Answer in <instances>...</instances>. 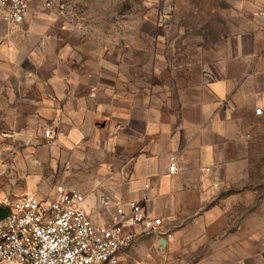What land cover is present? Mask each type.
Masks as SVG:
<instances>
[{
    "label": "crops",
    "instance_id": "0c3cea01",
    "mask_svg": "<svg viewBox=\"0 0 264 264\" xmlns=\"http://www.w3.org/2000/svg\"><path fill=\"white\" fill-rule=\"evenodd\" d=\"M211 3L220 19L211 26L209 41L199 45L203 54L199 98L194 103L184 99L175 113L168 109L169 98L164 94L161 111L155 109L153 93H138L137 78L125 76L115 64L112 77L101 75L107 67L84 61V45L65 42L55 21L46 28L40 23L42 15L30 17V13L22 25L7 27L0 8V169L17 180L25 173L9 171L6 165H20L32 149L40 159L38 165L45 167L26 188L14 193H53L62 183L54 185L52 176L60 169L63 174L67 163L89 155L100 142L101 155L113 152L129 158L114 170L107 169L104 193L114 200H127L137 197L148 183V207L165 218L164 208L175 207L176 200L180 208H187L191 191L198 192L194 197L199 201L207 183L222 180L200 168L231 164L235 158L227 159V150L235 154L241 150L245 163L253 149L260 154L264 149V0ZM257 107L261 115L255 114ZM42 127L62 131L63 136L47 138ZM155 129H159L157 138ZM173 133L183 141L181 146L171 142ZM171 160L178 174L167 173ZM257 197L254 202L245 188L226 198L231 213L240 200L243 218L216 222L218 229L224 228V236L215 238L216 248L205 254L203 262L246 264L254 259L264 264V222L249 221L248 208L255 203L264 208V194ZM96 200L85 196L84 206L89 209ZM183 234L180 230L179 238ZM172 246L168 239L160 249Z\"/></svg>",
    "mask_w": 264,
    "mask_h": 264
},
{
    "label": "rangeland",
    "instance_id": "374dc122",
    "mask_svg": "<svg viewBox=\"0 0 264 264\" xmlns=\"http://www.w3.org/2000/svg\"><path fill=\"white\" fill-rule=\"evenodd\" d=\"M49 1L28 0L30 17L42 15L44 21L40 23L46 28L55 21L54 27L62 31L60 35L65 42L84 45V61H90L93 66L101 62V68L102 65L107 67L105 71L101 69V75L105 73L106 77H112L115 64L125 76L137 78L138 93H153L155 109L160 111L163 94L169 98L171 113L176 112L184 99L186 103H194V99L199 98L203 59L199 45L209 41L211 26H216L220 19L213 11L216 6L211 0H52L63 3L62 12L48 7ZM125 86L130 88L127 81ZM154 119L158 116L155 115ZM158 132L159 129H155V138ZM170 140L179 146L183 143L174 133ZM100 149L101 143L97 142L89 155L77 157L74 164L67 163L63 174L58 167L60 170L50 181L54 185L62 183L76 187L91 201L98 198L101 191H107L104 178L107 169L114 170L119 163L129 159L112 151L109 156L101 155ZM79 150L84 152L82 148ZM235 151L236 154L234 150H227L230 155L227 159L235 158L231 164L222 163L211 170L209 167L199 169L222 178L207 183L199 201L194 197L198 192L191 191L187 208H180L177 200L175 207L164 208L165 236L172 240V248L161 250L159 238L146 235L124 252L120 264H226L224 260H201L216 248L215 238L224 236V228L218 229L216 222L224 223L231 216L234 221L243 218L240 200L234 203L236 208L231 213L226 198L230 194H240L245 188L251 192L254 202L258 201L257 193L264 194V149L260 154L258 149H253L247 163L242 161L241 150ZM30 152L31 155L23 156L20 165H6L9 171L25 173L17 180L10 179V174L2 173L0 169V191H4L0 205L4 206L5 199L20 196L14 190L26 188L35 180V175L44 170L45 167L38 165L40 159L36 158L35 150ZM259 156L263 159H258ZM179 172L178 169L177 174ZM242 174H245L244 178ZM225 176L232 181H227ZM248 211L251 223L264 222V208H258L255 203ZM180 230L184 233L181 238L178 235ZM258 263L254 259L246 262Z\"/></svg>",
    "mask_w": 264,
    "mask_h": 264
},
{
    "label": "built area",
    "instance_id": "2783aa9c",
    "mask_svg": "<svg viewBox=\"0 0 264 264\" xmlns=\"http://www.w3.org/2000/svg\"><path fill=\"white\" fill-rule=\"evenodd\" d=\"M47 5L60 12L64 7L52 0ZM0 8L7 27L22 25L30 15L28 0H0ZM254 112L261 115L262 109ZM44 135L54 138L63 132L46 129ZM177 172L176 162L169 161L167 173ZM149 192L148 183L137 197L127 200H114L102 192L89 209L84 206L85 195L64 184L51 194L5 199L9 213L0 220V264H120L139 238L153 235L168 240L163 217L148 207Z\"/></svg>",
    "mask_w": 264,
    "mask_h": 264
},
{
    "label": "trees",
    "instance_id": "16d2710c",
    "mask_svg": "<svg viewBox=\"0 0 264 264\" xmlns=\"http://www.w3.org/2000/svg\"><path fill=\"white\" fill-rule=\"evenodd\" d=\"M9 213V209L6 206L0 205V220L4 219Z\"/></svg>",
    "mask_w": 264,
    "mask_h": 264
},
{
    "label": "water",
    "instance_id": "95a60500",
    "mask_svg": "<svg viewBox=\"0 0 264 264\" xmlns=\"http://www.w3.org/2000/svg\"><path fill=\"white\" fill-rule=\"evenodd\" d=\"M159 243H160L161 247L164 248L165 245H166V240H165V239H161V240L159 241Z\"/></svg>",
    "mask_w": 264,
    "mask_h": 264
}]
</instances>
